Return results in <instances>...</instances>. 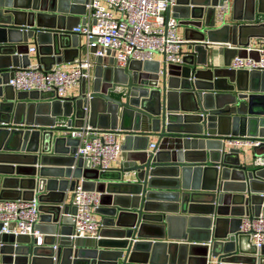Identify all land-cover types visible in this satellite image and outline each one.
Wrapping results in <instances>:
<instances>
[{
    "label": "water",
    "instance_id": "1",
    "mask_svg": "<svg viewBox=\"0 0 264 264\" xmlns=\"http://www.w3.org/2000/svg\"><path fill=\"white\" fill-rule=\"evenodd\" d=\"M86 2L0 0V163L19 161L0 165L18 175L3 180L0 199L37 198L34 229L47 234L38 244L1 233L0 222V264H264V247L245 250L241 232L245 215L264 214V164L256 163L264 159V71L230 68L235 57L260 60L264 0H235L233 20L247 23L236 25L218 19L227 0H177L167 18L185 28L182 65L118 68L98 58L76 97L16 92L8 82L31 65L30 39L45 70L85 53L72 30L85 22ZM216 45L232 53L223 66L213 64ZM85 123L124 138L121 167L99 170L76 157L80 142L68 133ZM151 137L158 144L148 153ZM243 138L260 143L251 164L227 147ZM80 180L100 193L99 238L70 236L76 207L67 192Z\"/></svg>",
    "mask_w": 264,
    "mask_h": 264
},
{
    "label": "built area",
    "instance_id": "2",
    "mask_svg": "<svg viewBox=\"0 0 264 264\" xmlns=\"http://www.w3.org/2000/svg\"><path fill=\"white\" fill-rule=\"evenodd\" d=\"M177 0H87L85 22L72 30L73 34L86 37L84 47L86 57L78 58L68 70L53 66L45 70L40 64L19 68L13 72L8 85L16 92L55 93L64 99L66 93L81 86L84 80L93 76L96 60L103 58L106 63L112 58L118 68H127L132 61H153L155 54H161L167 65L183 64L182 47L187 41L179 36L180 23L174 17L167 18V12ZM229 10L228 3L218 8L220 18ZM37 47L29 48V55L36 53ZM110 52V55H108ZM259 61L247 57H235L230 68L240 71H264V49ZM30 58V56H29ZM68 136L79 140L76 157L89 161L92 168L107 170L117 163L123 153L119 136L114 131L99 130L89 123L72 127ZM258 141L233 139L228 142L232 148L258 146ZM156 144L149 146L150 153ZM257 164H264L258 159ZM72 204L76 207L73 217L72 238H99L103 227L97 217L100 207V193L88 190L83 180L73 190ZM40 218L39 201L24 199H0L1 233L33 235L38 244H43V234L34 229ZM241 232L248 235L255 247H264V214L245 215ZM57 248V245H55ZM207 264H220L211 259Z\"/></svg>",
    "mask_w": 264,
    "mask_h": 264
},
{
    "label": "crops",
    "instance_id": "3",
    "mask_svg": "<svg viewBox=\"0 0 264 264\" xmlns=\"http://www.w3.org/2000/svg\"><path fill=\"white\" fill-rule=\"evenodd\" d=\"M234 2H235V0H227V3H228V6H229V10L226 12V14H224V17L223 18H220V16H219V14H217V16H218V19H225L227 22H229V23H231V24H234V25H236V24H247V23H245L244 21L245 20H243V15L241 16L242 17V21H239V20H236V21H234L233 19H234V17H235V15H236V13H235V9H234ZM173 8V7H172ZM171 8V9H172ZM242 14H243V12H242ZM171 16H172V13H171ZM237 18H239V17H237ZM179 21V20H178ZM178 34H179V36H181L182 38H184V39H186L185 37H186V35H185V28L184 27H179L178 28ZM84 39H85V43H84ZM29 43H30V46L31 47H37L35 44H34V40L33 39H30L29 40ZM84 43V45L85 44H87V39H86V37H82V44ZM252 43H253V47H257V45H255V40L253 39L252 40ZM214 56H215V58H214V62H213V64L215 65V66H223L224 64H225V59H226V57L227 58H229L231 55H232V53L231 52H228V53H226V47L225 46H223V45H216V46H214ZM182 51L185 53V52H187V47L184 45L183 47H182ZM84 55H86V53H84L83 55H82V57H86V56H84ZM30 62H31V64L32 65H36V64H40V61L38 60V58H37V53H31L30 55ZM71 56V54H69V57L68 58H71L70 57ZM79 58H81V57H79ZM78 59V58H77ZM76 59V60H77ZM75 60V61H76ZM232 61V60H231ZM46 62H48V61H46ZM153 62H160V64L162 65L163 64V62H164V57H163V55H161V54H155L154 55V60H153ZM74 62H72V63H63L62 65H59V67H61V68H64V69H70L73 65ZM55 66H57V65H55ZM92 75L94 74V70H92V73H91ZM81 92V86H78V87H74V88H72V89H70L67 93H66V95H65V98H73V97H76V96H78L79 95V93ZM27 102H31L30 100H27ZM34 102H37V103H46V102H48V103H50L51 102V100H38V101H34ZM66 123H67V119L66 118H58V122H57V126L58 127H60V126H65L66 125ZM74 127V126H73ZM62 136V135H61ZM69 137V136H68ZM119 141H120V143L122 144V146H123V144H124V138L122 137V136H119ZM151 144H158V137H151V139H150V142H149V146L151 145ZM227 147L228 148H232L230 145H227ZM242 149V152L245 154V155H247V157H246V159H245V161H246V163L247 164H251L252 163V155H253V148L252 147H242L241 148ZM151 151H150V148L148 147V153H150ZM1 153L2 154H11L10 152H5V151H1ZM242 157V160H243V158H244V156L242 155L241 156ZM126 158H127V153L124 151L122 154H121V156L119 157V160H118V162L117 163H114V165L112 166V167H114V168H119V167H121L122 165H123V163L125 162V160H126ZM3 161H5L6 163H0V165H17V164H12V163H14V162H19V161H12V160H9V159H7V160H3ZM3 167V166H2ZM2 171H4V172H0V191H1V189H2V187H3V180L5 179V178H7V177H18V175H10V174H6L5 173V171H9V169L8 168H2L1 169ZM129 177H125V179H128V178H130V179H134V177L135 176H133V175H128ZM257 187H260L259 185L257 186ZM235 188V187H234ZM238 189V188H237ZM72 197H73V191H68L67 192V201L69 202V201H71L72 200ZM197 216H202V215H197ZM97 217L100 219V220H102L103 218H104V215L103 214H100L99 212L97 213ZM48 225V224H47ZM64 227H66V228H70L71 227V224H66V226H64ZM47 236V234H43V239H44V241H45V237ZM57 244H59V239H57V242H56V245ZM88 244V243H87ZM253 241L249 238V239H247L246 241H245V246H244V249L245 250H247V249H253ZM213 260L215 259V258H212ZM122 262V260H120V263Z\"/></svg>",
    "mask_w": 264,
    "mask_h": 264
},
{
    "label": "rangeland",
    "instance_id": "4",
    "mask_svg": "<svg viewBox=\"0 0 264 264\" xmlns=\"http://www.w3.org/2000/svg\"><path fill=\"white\" fill-rule=\"evenodd\" d=\"M84 43H85V39H84ZM84 43H83V45H84ZM85 46H86V44H85Z\"/></svg>",
    "mask_w": 264,
    "mask_h": 264
}]
</instances>
